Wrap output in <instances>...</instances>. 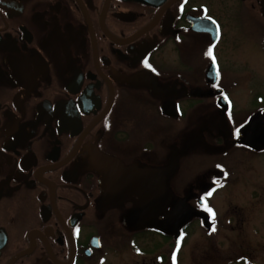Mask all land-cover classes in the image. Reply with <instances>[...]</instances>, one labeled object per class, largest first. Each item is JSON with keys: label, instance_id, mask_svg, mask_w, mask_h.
Here are the masks:
<instances>
[{"label": "flooded vegetation", "instance_id": "af4514ba", "mask_svg": "<svg viewBox=\"0 0 264 264\" xmlns=\"http://www.w3.org/2000/svg\"><path fill=\"white\" fill-rule=\"evenodd\" d=\"M258 77L264 0H0V264H164L145 256L192 223L233 231L242 264L264 232ZM165 195L205 223L152 226ZM227 197L214 219L201 201Z\"/></svg>", "mask_w": 264, "mask_h": 264}, {"label": "rangeland", "instance_id": "374dc122", "mask_svg": "<svg viewBox=\"0 0 264 264\" xmlns=\"http://www.w3.org/2000/svg\"><path fill=\"white\" fill-rule=\"evenodd\" d=\"M258 83H264V80L258 77ZM198 141L199 138L195 139L192 143L195 144ZM202 147L203 146H200L198 150L194 153V158H196L195 160H192L194 165L192 164V170H189L186 173V175H189L190 173L193 179L195 177L199 178V176H202V172L204 170V166H201L199 164V162L203 160L202 152L204 151V148ZM201 201H206L209 205L208 200ZM236 203L237 199L234 197H227L223 199L220 198L211 200L210 208L213 209L215 213H234V211L236 210ZM173 204V211L170 214L167 213L166 210L169 205L166 208H164V205H162L161 213L164 218L156 221L152 216L151 218L155 220L154 222H157L158 224L162 223L163 225H167V230H173L175 228V224L185 223L193 217L203 219L205 223L204 211H194L189 202L177 200L176 202L173 201ZM159 205L160 202H147V212L150 209H155ZM195 212L198 214H196ZM150 214L151 213L148 212L146 214L147 217ZM198 227L199 225L197 223H192L191 226L187 229L188 231L185 233V236H187L188 234L189 236L185 237V239H181L182 241L184 240V244L179 245L175 259L173 258L174 253L169 250L168 246H165L161 251L153 255L145 256V262H153L154 260H156L155 257L157 258V255H163L164 257L168 258L166 260V263L164 264H237L236 256L238 252V239L236 238V234L233 231L229 230V228L227 227L226 239L221 238L223 237V235L220 234L218 237L221 238V241L219 242L217 239L209 238L203 231H199ZM143 239H146L147 241H157L158 239L162 243V245H164L166 241L164 238H157L155 234H145L143 236ZM257 241L258 246L252 242H249L248 245L244 243V245H247V248H244V252L250 253L244 254V257L246 258L243 259L242 264H264V232H259L257 234ZM136 245L138 246L137 242ZM150 250H154L153 243L146 246V251ZM251 253L254 259H256L259 263H255L247 259L248 257H250ZM142 261V259H139V262Z\"/></svg>", "mask_w": 264, "mask_h": 264}, {"label": "water", "instance_id": "95a60500", "mask_svg": "<svg viewBox=\"0 0 264 264\" xmlns=\"http://www.w3.org/2000/svg\"><path fill=\"white\" fill-rule=\"evenodd\" d=\"M262 137L264 138V135H262ZM264 143V142H263ZM170 171V173H172V171L173 170H166V171H164V172H169ZM166 197H167V195H165L164 196V198L162 199V205H164L163 207L164 208H166L168 205H170V201H169V197L166 199ZM162 205L160 204L159 206H157V207H159V209L160 208H162ZM171 205H172V207H173V201H172V203H171ZM158 210V209H157ZM173 211V210H172ZM154 217V219L156 218L155 216H153ZM152 220V221H150V224L152 225V226H154L155 228H157V229H161V231H163L164 233H168V234H172V233H174V232H176V231H178V229L184 224V223H179V224H175L174 226H175V228L173 229V230H167L166 229V227H167V225H163L162 223L161 224H158L157 222H154L155 220Z\"/></svg>", "mask_w": 264, "mask_h": 264}, {"label": "snow or ice", "instance_id": "6c2138e0", "mask_svg": "<svg viewBox=\"0 0 264 264\" xmlns=\"http://www.w3.org/2000/svg\"><path fill=\"white\" fill-rule=\"evenodd\" d=\"M208 19H211V17H208ZM212 23H213V24H216V22H215L214 20L212 21ZM215 32H216V39L219 40V39H220V27H219V25H216ZM214 47H215V45H212L211 47H209V49H208V51H207V55H208L209 57L212 58L213 64L215 65L216 60H215V57H214V55H213V48H214ZM146 63H147V62H146ZM216 75H217V79H219V75H220L219 71H217ZM237 131H238V130H237ZM208 195L210 196V195H211V192L208 193ZM203 206H204V208H205L207 211H209V213L211 214V216H212L213 219H214V218H215V213L212 211V209H210L206 203H204ZM212 230L215 231V226H214V225H213V229H212ZM173 258L175 259V256H174Z\"/></svg>", "mask_w": 264, "mask_h": 264}]
</instances>
